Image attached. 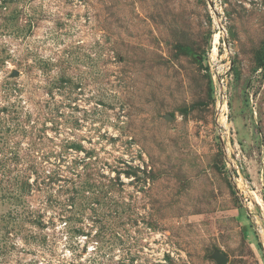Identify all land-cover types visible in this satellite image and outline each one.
Instances as JSON below:
<instances>
[{
	"label": "rangeland",
	"instance_id": "rangeland-1",
	"mask_svg": "<svg viewBox=\"0 0 264 264\" xmlns=\"http://www.w3.org/2000/svg\"><path fill=\"white\" fill-rule=\"evenodd\" d=\"M261 232L264 0H0V264H264Z\"/></svg>",
	"mask_w": 264,
	"mask_h": 264
},
{
	"label": "water",
	"instance_id": "water-1",
	"mask_svg": "<svg viewBox=\"0 0 264 264\" xmlns=\"http://www.w3.org/2000/svg\"><path fill=\"white\" fill-rule=\"evenodd\" d=\"M214 260L217 264H222L225 261L224 257H222L220 254L214 255Z\"/></svg>",
	"mask_w": 264,
	"mask_h": 264
},
{
	"label": "bare ground",
	"instance_id": "bare-ground-1",
	"mask_svg": "<svg viewBox=\"0 0 264 264\" xmlns=\"http://www.w3.org/2000/svg\"><path fill=\"white\" fill-rule=\"evenodd\" d=\"M217 40H218V36L217 35H215L214 36V45L217 43ZM214 49H215V47H214ZM216 50V49H215ZM214 51V50H213ZM256 197V196H255ZM254 199H256V198H254ZM256 203L257 204H259L260 206H262L260 203H259V201L256 199ZM261 235L264 237V233L263 232H261Z\"/></svg>",
	"mask_w": 264,
	"mask_h": 264
}]
</instances>
